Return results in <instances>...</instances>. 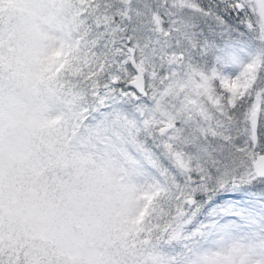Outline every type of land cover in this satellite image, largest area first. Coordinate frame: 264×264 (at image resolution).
<instances>
[{
	"label": "snow or ice",
	"instance_id": "6c2138e0",
	"mask_svg": "<svg viewBox=\"0 0 264 264\" xmlns=\"http://www.w3.org/2000/svg\"><path fill=\"white\" fill-rule=\"evenodd\" d=\"M0 264H264V0H0Z\"/></svg>",
	"mask_w": 264,
	"mask_h": 264
}]
</instances>
